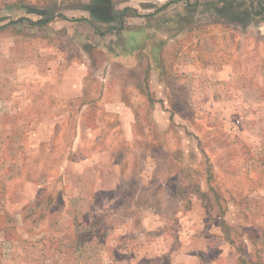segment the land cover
<instances>
[{"label": "rangeland", "instance_id": "374dc122", "mask_svg": "<svg viewBox=\"0 0 264 264\" xmlns=\"http://www.w3.org/2000/svg\"><path fill=\"white\" fill-rule=\"evenodd\" d=\"M189 255L264 264V0H0V264Z\"/></svg>", "mask_w": 264, "mask_h": 264}, {"label": "crops", "instance_id": "0c3cea01", "mask_svg": "<svg viewBox=\"0 0 264 264\" xmlns=\"http://www.w3.org/2000/svg\"><path fill=\"white\" fill-rule=\"evenodd\" d=\"M177 261L179 264H180L179 261L184 262V264H209L208 261L201 260V257L198 255H189V256L183 257L181 260L178 259Z\"/></svg>", "mask_w": 264, "mask_h": 264}]
</instances>
